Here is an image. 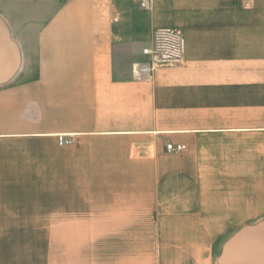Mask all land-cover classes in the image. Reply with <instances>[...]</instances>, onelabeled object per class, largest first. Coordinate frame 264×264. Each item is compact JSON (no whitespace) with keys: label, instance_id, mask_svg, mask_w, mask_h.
Returning <instances> with one entry per match:
<instances>
[{"label":"crops","instance_id":"0c3cea01","mask_svg":"<svg viewBox=\"0 0 264 264\" xmlns=\"http://www.w3.org/2000/svg\"><path fill=\"white\" fill-rule=\"evenodd\" d=\"M154 1L63 0L32 27L34 59L13 21L0 264H217L242 219H264V0ZM127 5L150 31L138 61L154 29L183 34L150 82L115 68Z\"/></svg>","mask_w":264,"mask_h":264},{"label":"rangeland","instance_id":"374dc122","mask_svg":"<svg viewBox=\"0 0 264 264\" xmlns=\"http://www.w3.org/2000/svg\"><path fill=\"white\" fill-rule=\"evenodd\" d=\"M62 1L63 0H0V12L5 18L3 22L6 23L10 31V36H12L11 34L13 33V21L21 23L22 30H26L25 38L27 40V46L32 53L34 47L32 27L48 17ZM130 15L129 5L123 6L119 17L120 33L122 36L121 42L119 43L121 48L118 50L119 53L116 56L115 63V68H117L119 74L122 72L125 74L127 70L130 71V65L140 59L139 55H134L129 49L130 42L133 40L143 41V38H146L148 35L150 36V31H148L146 27V18L136 15L129 18ZM130 23L133 24L130 26ZM143 48L144 44H140L139 50ZM32 58L34 59V54ZM260 220H263V218H245L241 220V223L244 226H249L258 223Z\"/></svg>","mask_w":264,"mask_h":264},{"label":"water","instance_id":"95a60500","mask_svg":"<svg viewBox=\"0 0 264 264\" xmlns=\"http://www.w3.org/2000/svg\"><path fill=\"white\" fill-rule=\"evenodd\" d=\"M20 62L18 46L0 18V85L16 75ZM223 247L217 264H264V219L242 227Z\"/></svg>","mask_w":264,"mask_h":264},{"label":"built area","instance_id":"2783aa9c","mask_svg":"<svg viewBox=\"0 0 264 264\" xmlns=\"http://www.w3.org/2000/svg\"><path fill=\"white\" fill-rule=\"evenodd\" d=\"M138 8L144 12L150 13L154 7V0H134ZM117 22V20H114ZM150 45L144 47L141 51L145 60L135 62L131 65V74L136 81L143 80L150 82L153 72L160 66H171L181 63L184 55L183 34L179 29H154L151 33ZM60 145L71 144L72 140L64 136L58 137ZM165 149L168 152H183L185 150L182 144H167Z\"/></svg>","mask_w":264,"mask_h":264}]
</instances>
